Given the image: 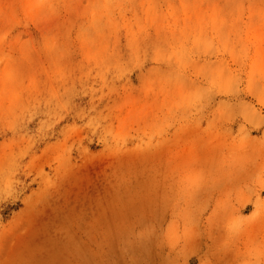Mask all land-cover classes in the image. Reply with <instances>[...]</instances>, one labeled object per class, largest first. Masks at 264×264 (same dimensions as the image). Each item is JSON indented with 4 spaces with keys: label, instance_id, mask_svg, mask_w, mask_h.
<instances>
[{
    "label": "rangeland",
    "instance_id": "rangeland-1",
    "mask_svg": "<svg viewBox=\"0 0 264 264\" xmlns=\"http://www.w3.org/2000/svg\"><path fill=\"white\" fill-rule=\"evenodd\" d=\"M0 264H264V0H0Z\"/></svg>",
    "mask_w": 264,
    "mask_h": 264
}]
</instances>
